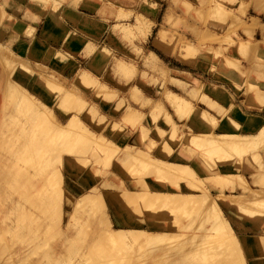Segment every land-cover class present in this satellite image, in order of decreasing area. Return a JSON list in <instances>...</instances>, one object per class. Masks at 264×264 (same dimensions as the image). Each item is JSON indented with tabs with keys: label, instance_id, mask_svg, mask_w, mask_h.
<instances>
[{
	"label": "rangeland",
	"instance_id": "rangeland-1",
	"mask_svg": "<svg viewBox=\"0 0 264 264\" xmlns=\"http://www.w3.org/2000/svg\"><path fill=\"white\" fill-rule=\"evenodd\" d=\"M6 1L0 0L2 18V6ZM35 1L49 3L44 15L55 31L63 32V24L67 26L63 41L59 40L57 45L50 47L44 40L36 41L40 37L33 35L31 41L1 42L33 67L27 69L32 71L30 74L12 72L9 78L20 81L29 92L51 106L55 119H58L53 135L56 144L50 156L46 155L48 163L41 165L46 169L35 180V184L44 187L43 197L47 203L50 201L48 206L52 205L50 211H44L42 206V210L31 208L37 216L34 221L16 214H9V218L1 221L0 216V264H66L67 259L70 260L68 264H183L188 261L193 264L206 258L210 250H227L229 243L225 236L205 228L208 226L205 220L207 210L185 204L182 208L173 207L175 210L161 211V207H156L158 211H153L149 208L154 206L147 205L146 208L143 205L148 204L146 200L150 197L146 196L149 195L140 193L162 190L197 194L198 189L189 188L191 186L182 181L176 187L174 181L162 177V173H156L150 166L146 167L150 164L146 157L142 158L145 161L140 165V171L128 168L120 159L124 153L135 151L137 146L156 157H164L166 142L172 148V155L165 157L191 165L211 194L219 190L226 194H245L239 180L235 185L224 186L203 179L223 172H231L234 177L241 174L249 186H255L252 188L264 189V175L252 172L250 156H242L240 164L232 159L229 164L217 162L211 169L193 151L194 148L182 146L184 137L173 139L174 133L165 111L156 113L158 104L169 111L170 118L176 122L175 134L178 136H186L190 131H208L210 126L214 132H227L220 120L225 112L239 123V132L253 133L259 128L260 121H264V24L260 23L264 21V15H260L262 21L258 22V14L264 10V0H138V6H118L109 0ZM87 5L94 8L89 7L91 10L85 14L77 11L85 10ZM159 27H164L172 35L163 45L154 43ZM28 28L32 30L29 24L27 31ZM181 40L190 43L184 46ZM34 41L37 44H33ZM180 45L183 48H179ZM150 51L157 59L151 58ZM3 65L0 70L6 72L8 68ZM34 71L50 79L52 76L55 80L53 87L50 90L36 87L34 79L38 77ZM256 89L261 95L255 94ZM170 91L188 100L194 109H182L183 115L179 118L182 110L173 109L168 103ZM201 108L217 118L216 125L212 115L202 120L208 125L204 128L194 122L192 117ZM130 110L134 112L129 114ZM174 110H178V114ZM149 114H155V117H149ZM67 120L69 124L62 125ZM65 128L67 133L63 132ZM67 138L75 140L64 143ZM66 144V148L73 150L66 149ZM101 144L109 146L107 153ZM258 151L264 162L262 144ZM105 154L111 155L106 159ZM160 175L162 180L158 179ZM154 176H158V180ZM29 183L23 182L21 192ZM2 188L10 192L6 205H20V210L22 205H29L7 184L0 186V193ZM261 192L264 197V191ZM127 195H131V199L134 195V201ZM243 196L249 198L250 195L246 192ZM229 201L230 198L225 197L219 205L230 223L240 217L260 222V232L264 235V198L253 204L247 202L261 211L262 214L258 215L240 213ZM51 208L55 209L54 212ZM111 220L114 227L162 230L168 238L151 237L143 243L112 242L102 230ZM2 244L6 248L9 246L6 251L1 249ZM94 244L99 247L94 248ZM251 250H243L247 253L246 260L252 256L264 264V242ZM93 254L97 256L96 261H93ZM4 255L10 257L6 260ZM22 257L27 259L23 261ZM55 257L59 259H53ZM249 264L257 262L249 261Z\"/></svg>",
	"mask_w": 264,
	"mask_h": 264
},
{
	"label": "bare ground",
	"instance_id": "bare-ground-1",
	"mask_svg": "<svg viewBox=\"0 0 264 264\" xmlns=\"http://www.w3.org/2000/svg\"><path fill=\"white\" fill-rule=\"evenodd\" d=\"M183 4H185V3H183ZM186 5H187V7L189 6V4H186ZM187 7H185V8H187ZM1 12H3V13H1L2 16L6 15L4 10ZM1 19H3V18L1 17ZM12 21H14L13 24H12ZM8 22H10L11 24ZM8 22H7V24H10V26H12L13 28H17V29H21L24 27L26 29V26H27V24H25V21H23L22 19H19V18L11 17L10 19H8ZM29 29L30 28H28V30ZM31 29H33V28H31ZM12 30L13 29H11V31ZM12 34H13V32H12ZM171 37H172V35L170 34V32L168 30H166L164 27H159L157 29V31L155 32V35H154V43L157 45L166 44L170 41ZM36 38L37 37H35L33 39H36ZM38 40L39 41L42 40V42H43V39H41V38L37 39L36 41H38ZM181 41H182V44L184 46L186 43L187 44L190 43V42L184 41V40H181ZM33 44H37V42L34 41ZM41 44L43 45V47H45L47 49L46 46H48V45L44 46L45 44H43V43H41ZM42 45H39V46H42ZM43 47H42V49H43ZM49 48L47 51L51 50V48H50V50H49ZM179 48H183V46L180 45ZM101 49L103 50V48H101ZM52 52H53V50H52ZM149 54H150V56H152L151 57L152 59H157L156 54L154 52L150 51ZM0 57L2 60L5 61L4 62V61L0 60V63L4 64L3 65L4 68H8V70L6 72L3 70H0V71H2V72H0V186L2 185V187H3V186H6V184H7L10 187V189L13 188L12 190L17 191L19 193V195L22 197V199L24 200V202L26 204L27 203L29 204L28 206L26 205L25 207H24V205H22L21 210H20V205H14V204H10V205L7 204L6 205V198L7 199L10 198V196H9L10 192L7 193V191L2 188V191L0 193V216L3 219L1 221H4L6 218H9V216H8L9 214H16V215H18V217L21 216V218H25V216H26V218H29L31 221H34L37 218L36 214H34L35 207L40 208V206H42L44 211L46 209H47V211H50L49 206L52 205V204H50L48 206L50 201H48V203H47L46 199H44V197H43L44 187H42L41 185L35 184V180H38L39 174L46 169V167L41 166V165H46L48 163V158H46L47 157L46 155L50 156V153H51V151H53L54 145L56 144V142H55L56 138L53 135H54V130H55L56 123H57L58 119L57 118L55 119L56 116H54L55 113L52 111L51 106L46 104L43 100L41 101V98L39 96H34L33 93L29 92V90L26 87H24L20 81L13 80V78H9V76L12 74V72L19 73L21 71H25L24 72L25 74H30V72H32V71L30 70V72H29V70H27V69L33 68V67L31 65H28V63H27L28 60L27 61L24 60V62H23V60H22L23 57L19 56V54L17 52L13 53L12 50L10 48H7L6 46H4V44L2 42H0ZM94 58L95 57H93V59ZM94 62H96V60ZM1 64H0V66H1ZM32 65H34V64H32ZM34 72H35L36 76L38 77L37 79H34V83L36 84V87H40V89H47V90H50L53 87L55 80L54 79L52 80V76L50 79V78H47L46 76H43L41 73H37L38 71H34ZM19 74H22V73H19ZM254 92L258 96L261 95L260 94L261 92L258 89H256ZM167 97H168L167 98L168 103L173 109H174V107H176L177 109H180L179 111H181L182 109H188L187 107H193V109H194V106H192L188 100L181 97L180 95H178L175 92H171V91L168 92ZM262 99H264V98H262ZM211 101L215 102L213 99ZM213 104H216V103H213ZM193 109H191L192 112H193ZM159 110L165 111V116L169 120V122L171 123L170 130L174 133L173 139H176L177 137H179V138L184 137L183 139L185 140V142L184 143L181 142L182 146L184 148H187V147L188 148L189 147L194 148L193 151H196L198 153L199 157L208 165L209 168H211V169L214 168L216 166L217 162H221L223 164H226L231 159L235 160V163L240 164L241 159L243 158L242 156L246 155V156H248V157L250 156L252 158V161L250 160L251 167L253 169L252 172L255 175H264V173H263L264 162L261 160V156L259 153L260 151H258L261 144H262V146H264V121H260L259 128L255 132H253V133H242V132H239L237 130L239 127V123L236 122L234 119H232L225 112L221 115L220 120L222 119L223 127L228 129L227 132H214L212 130L213 127L210 126L211 128L208 131L205 129L198 130L197 132L190 131V132H187L185 134L186 136H184V134L182 136H178V134H175V132L177 131L176 130L177 129L176 122L174 123L173 119L170 118L169 111L166 108H164V106L161 104L157 105L156 113ZM179 111L174 110V112L176 114H178ZM129 112H130L129 114H131L134 111L130 110ZM182 115H183V110L181 112H179L178 117L180 118V117H182ZM211 115H212L213 123L216 125L217 124V118L213 114H211L209 111H207L206 109L201 108L199 111H196V113L193 117L190 114V116L192 118H194V122H196V124L199 125L200 128H204V127L208 126L207 123L206 122L203 123L202 120L205 119L206 117L211 116ZM153 116L155 117V114H153ZM153 116H150V114H149V117H153ZM151 119H152L151 121H153V118H151ZM205 120H207V119H205ZM66 124H69V120L62 123V125L67 126ZM211 124L212 123H210V125ZM58 128L61 129L60 126H58ZM66 129L67 128H65L63 130V132L65 131V133H67ZM68 131H70V130H68ZM145 134L147 135V133H145ZM77 135L78 134H76L74 136H77ZM141 135H143L142 136L143 138L145 137L144 134H141ZM141 135H140V137H141ZM63 136L64 135H61V137H63ZM142 137H141V139H142ZM146 137L148 139H150L149 136H146ZM70 138H67L65 140V142L64 141H62V142L67 143L69 141L75 140L74 138H72V139H70ZM86 140H88V139H86ZM64 143H60V145L61 144L64 145ZM164 143H165L164 146L166 147V153L164 155L165 156L172 155L171 154L172 148L169 146L168 143H166V142H164ZM82 145H80V146L82 147ZM101 145L103 146V144H101ZM106 145H105V147L103 146L104 148H102V149L107 153V151H109V148H108L109 146L106 147ZM66 147H67V144L65 145V148ZM74 148H76V146ZM78 148H80V147H78ZM66 149H69V148H66ZM86 149H88V148H86ZM69 150H73V149H69ZM89 150H91V149H89ZM161 150L162 149H160V151ZM148 151L145 149H141L140 147L137 146L135 151H132L130 153H124L123 158H121V159L119 158V159L121 160L122 163L126 162V164H124V163L123 164L126 165L128 168H130V169L137 168L136 171L137 170L140 171L139 167L145 161L144 159L142 160V158L146 157L147 158L146 161L150 163L148 166L146 165V167L150 166L149 168L153 169V171H156V173H162L161 174L162 177H164L168 180L174 181V185H176V187H178L179 182L182 181V182L186 183L187 186H191L189 188L198 189L200 192L197 194L196 193H188V192H186V193L185 192H178V191L169 192V191H162V190L140 192V193H142L143 196H144L143 193H147L149 196H146V197H148V198L150 197L149 199L146 200L148 204H143V205H146V208H147V205L154 206V207L149 208V209H152L153 211H158L156 209V207H161L159 209L161 211L166 210L168 208L171 210H175L176 208L175 209H172V208L173 207H181L182 208V206L184 207L185 204H186L185 206L192 204L195 207H198V208L200 207L201 209H205V210H207V214H206V216L204 214V216H205L206 222L208 223V226H206L205 228H209V230L214 229L216 231V233H219L222 236H225L226 241L229 243L227 250H225V251H214V252H212L210 250L209 254L206 258L198 260L199 262L194 261L193 264H203L202 261H205L204 262L205 264H248L247 260H246L247 253L245 254V252H243V250L244 249H250L251 250L253 248H256L257 245L262 244L264 242V235H254V236L252 235L250 237H247L246 241L243 242L241 240V238L237 235L235 230L233 229L229 219H227L224 216L222 209L220 208L219 204L225 197H229L230 198L229 203L235 205L236 209L240 213L242 212V213H246L249 215L262 214L261 211H259L257 209L255 210L251 206H253L252 204L254 202L261 201L264 198L260 195V193H262L261 190L264 191V189L252 188L251 186H249V183L247 182L245 177L241 174L236 175L234 177L235 174H231V172H223V173L210 174V175L206 176V178H203V177L202 178L208 182L213 181V182L217 183L218 185L223 184L224 186L229 185V183H231V185H235L236 180H239L241 185H242L241 186L242 189L245 190V194L247 192L250 196H248L249 198H246V196H243L245 194H243V195L238 194V193L226 194L222 190H219L216 194L213 193L214 194L213 195L209 192L208 187L206 186L205 182L202 179H200L199 176H197L195 169L191 165L184 163V162L174 161V159L170 160V159L166 158L165 156L164 157H161V156L156 157L155 155H152L150 152L148 153ZM110 155L105 154L103 156H105V158L107 159ZM233 155H235V156H233ZM234 157H237V158H234ZM119 159H117V160H119ZM132 164H134V165H132ZM143 166H144V164H143ZM154 169H156V170H154ZM215 169H217V167ZM153 171H151V172L153 173ZM144 172H146V171H144ZM148 174H150V173H148ZM154 175H156V174H154ZM161 175L159 177L158 176H156V177H158L159 180H162ZM156 177L154 176V179L158 180ZM139 179H141V176ZM208 179H210V181ZM141 180H142V182H144L143 179H141ZM27 181L30 182L28 187H25V190H22V192H21V185L23 184V182H27ZM125 189L130 192V190H128L127 188H125ZM46 192H48V191H46ZM45 194L48 197L49 194L48 193H45ZM127 194H130V193H127ZM129 196H131V195H127V197L131 199V197H129ZM132 197H134L132 199H135L134 195ZM137 197L141 198V196H137ZM143 199H145V198H143ZM43 200L45 202H43ZM132 201H134V200H132ZM142 201L144 202V200H142ZM51 202H54V201L51 200ZM189 202H191V203H189ZM247 202H250L252 204L248 205L249 203H247ZM137 203H138V201H136V204ZM44 204L46 207H44ZM31 208H34V209H31ZM135 208H137V207H135ZM51 209H52V212H54L55 209L54 208H51ZM260 209H262V207H260ZM58 210H59V208H58ZM208 210H211V211H208ZM60 211H61V208H60ZM60 211H58V213H60ZM16 220H17V217H16ZM256 220H258V219H256ZM116 222H117V220H116ZM139 222H140L139 224H141L142 221L140 220ZM2 229H4V228H2ZM102 230L104 231L105 237L108 240H110L112 242H116V243H119L122 241L123 242L135 241V242L143 243L145 241L147 242L149 239H151V237H152V239H160V238L166 239V237H167V236H165V232H163L162 230L161 231H158V230L152 231V230H149V229H146L143 227H124V226L114 227L112 225V220L110 222H108L105 225L104 229H102ZM17 234H20V233L17 232ZM173 235H174V233H173ZM36 237H38V236H36ZM171 237H172V235H171ZM242 237H244V236H242ZM169 238H170V236H169ZM111 244L113 245V243H111ZM6 245H8V244H6ZM1 246H4V244H2ZM101 246H102V244H101ZM8 247L9 246H7V248ZM98 247L99 246L96 247V244H94V248H98ZM113 247H115V246L113 245ZM116 247H118V246L116 245ZM7 248H6V246L1 247V249H4V251H6ZM112 250H110V251H112ZM4 251L2 253H5ZM77 251H78V249H77ZM75 252H76V250H75ZM75 252L73 249V253H75ZM93 252H95V251H93ZM100 252L97 251V253H100ZM70 253H71V251H70ZM88 253L89 252H87L86 254H88ZM97 253L95 252L94 254H97ZM47 254H45V256ZM94 254L92 255L94 258L93 257L92 258H93V261L94 260L96 261L97 256H94ZM61 255H63V254H61ZM0 257H1V254H0ZM5 257H6L5 259L7 260V257H10V255L5 256ZM61 257L64 258V256H61ZM67 257H70V256H67ZM67 257H65V258H67ZM25 258L26 257H22V260L25 261L27 259V258L26 259ZM46 258H47V256H46ZM57 258L59 259V257H55L53 259L58 260ZM84 258H86V257H84ZM53 259H51V260H53ZM100 259H101V255H100ZM67 260H68V262L70 261L69 259H67ZM29 261H31V260H29ZM261 261L262 260H257L256 262H257V264H261L262 263ZM14 262H16V261H14ZM68 262L66 264H68ZM18 264H20V263H18ZM21 264H26V263L23 262ZM32 264H33V262H32ZM80 264H81V262H80ZM183 264H191V261H188L187 263L185 262Z\"/></svg>",
	"mask_w": 264,
	"mask_h": 264
},
{
	"label": "crops",
	"instance_id": "crops-1",
	"mask_svg": "<svg viewBox=\"0 0 264 264\" xmlns=\"http://www.w3.org/2000/svg\"><path fill=\"white\" fill-rule=\"evenodd\" d=\"M59 1V0H58ZM62 1V0H61ZM110 2L120 6V5H130V6H138V0H109ZM49 6L46 4L38 3L35 0H7L5 5L2 6V9L5 11V16L2 19V25L0 26V42L6 44L11 43H17V41H31L32 36L40 37L44 40L45 44L54 47V45H57L59 43V40L63 41L64 36L66 34L65 28L67 29V26L63 24V32H58L54 30L53 24H51V21L48 20L47 15H44V12H47V7ZM89 7L92 9L94 8L92 5L85 6V10H77L81 13H86L87 11H90ZM88 8V9H87ZM1 9V8H0ZM97 13V10H95ZM264 10L262 12H259L258 14V22L262 21L260 18V15H264ZM154 14V13H153ZM97 15V14H96ZM13 18H19L25 21L27 24H29L33 29L27 31L25 28L17 29L12 28V26L7 25V20ZM64 19V18H63ZM67 19L70 20V18L67 16ZM51 20V19H50ZM53 20V19H52ZM66 22V20L64 19ZM14 21H12V24ZM264 24V21L260 22ZM10 28L14 29L13 32L15 35L12 34V31H10ZM252 187L253 186L252 184ZM232 227L237 233V235L241 238V240L244 242L246 241L247 237L254 236V235H263L260 232V229L262 228L261 223L257 221H252L251 219H240L235 218L232 222ZM255 229H258L255 231ZM252 233V234H251ZM244 236V237H242ZM244 238V239H243ZM244 251H252L250 249H244ZM257 258H254L252 256H248L247 262L249 264V261H257Z\"/></svg>",
	"mask_w": 264,
	"mask_h": 264
}]
</instances>
